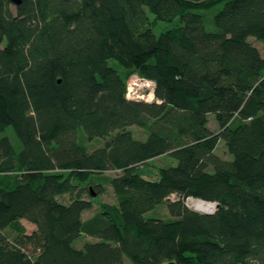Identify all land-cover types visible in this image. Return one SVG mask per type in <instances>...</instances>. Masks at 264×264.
Instances as JSON below:
<instances>
[{"label": "trees", "instance_id": "16d2710c", "mask_svg": "<svg viewBox=\"0 0 264 264\" xmlns=\"http://www.w3.org/2000/svg\"><path fill=\"white\" fill-rule=\"evenodd\" d=\"M0 35V264H264V0H0Z\"/></svg>", "mask_w": 264, "mask_h": 264}, {"label": "rangeland", "instance_id": "374dc122", "mask_svg": "<svg viewBox=\"0 0 264 264\" xmlns=\"http://www.w3.org/2000/svg\"><path fill=\"white\" fill-rule=\"evenodd\" d=\"M177 25H181L180 19H177L174 23L159 22L156 26H154L153 31L156 35H159L162 32H165V31H167V30H169V29H171ZM251 41L256 46L259 47L261 53L264 55V47L261 46L256 41H254V39H251ZM3 45H0V49L3 47ZM138 77H140V76L137 74L132 75L127 81V86L129 83L137 80ZM145 96L146 97L144 100H149V98H151V100L149 102H153L155 100L154 92L152 93L150 91H147ZM208 119H209V128L212 131L218 130V124L215 121L214 115L210 114L208 116ZM131 129H132L134 137L136 139L143 140L146 138V134L143 131H141L140 129H138L136 127H132ZM6 134L10 137L13 144H15V145L18 144V140H17L12 128H9L6 132ZM102 145H103V141L101 140V141L91 143L89 145V148H90V150H94V149H96ZM216 153L224 159H230V156L228 155L223 142L219 143V145L216 149ZM176 164H177L176 160H174L172 158H168V157L158 158V159H155L154 161H152L149 165L141 166L140 167V174L146 180L157 181L160 177L159 176V169L160 168L170 166V165H176ZM117 174H119V172L109 171L106 175L110 176V177H114ZM172 199L175 200V199H177V197L173 196ZM60 200L63 203L68 204L69 203V196L68 195L63 196L60 198ZM101 203H107V204H111V205L116 203V198L114 196L112 189H110V188L106 189L104 194H102L100 196H96L95 200H94V208L91 211H86L85 214L83 215V218L86 220V219L90 218L91 216H93L99 210V206ZM186 205L190 209H192L190 207V205L188 204V200L186 202ZM147 218L148 219H160L166 223L174 222L177 220L176 218H174L170 215V212L165 205L159 206L155 210L148 213ZM23 222H24V225L26 226L28 233H31L35 229V227L33 225H31L30 223H28L27 221H23ZM88 241L94 242L96 240L92 239L90 237L84 236L82 239H80L78 241V243H76V246L81 247L85 242H88Z\"/></svg>", "mask_w": 264, "mask_h": 264}, {"label": "built area", "instance_id": "2783aa9c", "mask_svg": "<svg viewBox=\"0 0 264 264\" xmlns=\"http://www.w3.org/2000/svg\"><path fill=\"white\" fill-rule=\"evenodd\" d=\"M154 83L146 80L144 78L138 77L137 80L131 82L127 86V98L132 101H145L149 102V100H144L147 91L154 92ZM152 95V94H151Z\"/></svg>", "mask_w": 264, "mask_h": 264}, {"label": "bare ground", "instance_id": "6f19581e", "mask_svg": "<svg viewBox=\"0 0 264 264\" xmlns=\"http://www.w3.org/2000/svg\"><path fill=\"white\" fill-rule=\"evenodd\" d=\"M188 204L190 207L197 211V212H202V213H211L215 210V205L211 203H206L201 200H196V199H188Z\"/></svg>", "mask_w": 264, "mask_h": 264}, {"label": "water", "instance_id": "95a60500", "mask_svg": "<svg viewBox=\"0 0 264 264\" xmlns=\"http://www.w3.org/2000/svg\"><path fill=\"white\" fill-rule=\"evenodd\" d=\"M10 1H11L14 5H16V6H19V5L22 3V0H10ZM0 42H1V35H0ZM93 196L95 197L96 194L93 193ZM214 205H215V210L219 208V205H217V204H214ZM215 210H214L213 212H211V213H203V214H213V213L215 212ZM194 211H195V210H194ZM196 212H197V211H196ZM200 213H202V212H200ZM169 264H177V263L171 262V263H169Z\"/></svg>", "mask_w": 264, "mask_h": 264}, {"label": "crops", "instance_id": "0c3cea01", "mask_svg": "<svg viewBox=\"0 0 264 264\" xmlns=\"http://www.w3.org/2000/svg\"><path fill=\"white\" fill-rule=\"evenodd\" d=\"M22 223L24 224V222H23V221H22ZM35 229H36V228H35ZM35 229H34V230H35Z\"/></svg>", "mask_w": 264, "mask_h": 264}]
</instances>
